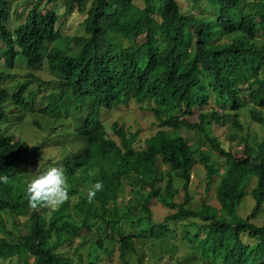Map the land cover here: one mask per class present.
I'll use <instances>...</instances> for the list:
<instances>
[{
    "label": "trees",
    "instance_id": "obj_1",
    "mask_svg": "<svg viewBox=\"0 0 264 264\" xmlns=\"http://www.w3.org/2000/svg\"><path fill=\"white\" fill-rule=\"evenodd\" d=\"M180 1L144 0L140 7L135 0H65L68 13L75 5L86 13L85 33L65 36L64 17L55 7L36 4L28 14L17 13L23 20L12 29L10 4L0 0V60L15 68L22 58L29 67L18 91L1 85L10 73L0 70V175L10 177L8 184L0 183V227L6 229L9 213L28 216L25 225L14 222L9 236L0 231V264H83L79 249L78 261L68 251L75 244L83 246L93 230L100 237L95 246H89L90 264H106V254L99 249L112 255L117 251L120 259L127 260L136 252L135 239L140 236L127 232L124 224L161 240L178 230L180 220L186 223L178 246L193 254L189 263L185 258L181 264H264V221H255L264 215V139L241 137L245 165L229 152L231 143L222 142L216 134L219 125L230 128L231 140L242 133L239 112H248L264 127V114L259 111L264 109V0H188L194 8H212L213 17L186 11ZM45 65L54 77L55 90H49L47 82L34 73ZM37 92L44 93L47 104L35 103ZM35 107L56 118L64 117L66 109L89 110L73 131V142H82V151L48 157L45 165L74 169L92 164L96 174L89 177L88 169L84 178L104 184L91 204L87 189L80 183L73 186L69 216L48 225L44 213L28 206L30 175L19 167L25 163L26 150L22 138L11 130ZM133 109L140 113L133 123L111 117ZM141 116L153 118L157 130L139 144L144 130ZM108 117L113 120L110 129L102 120ZM183 129L203 134L224 158V175L216 189L219 207L207 201L199 209L188 207L192 202L189 185H184V203L169 202L178 193L174 185L162 188L153 182L157 166L189 141ZM64 136H70L69 132ZM186 160L192 166L190 152ZM204 162L213 180L214 165ZM254 178L255 187L249 191ZM124 184L132 187L136 198H143L139 216L132 214V200L123 207L116 205ZM146 186L152 191L145 198L139 196ZM250 197L254 207L243 217L239 210ZM154 198L177 212L156 221L151 209ZM53 217L59 215L54 212ZM22 226L27 233L21 236L17 233ZM113 241L118 249L107 244ZM32 256L35 261L30 260Z\"/></svg>",
    "mask_w": 264,
    "mask_h": 264
},
{
    "label": "rangeland",
    "instance_id": "obj_2",
    "mask_svg": "<svg viewBox=\"0 0 264 264\" xmlns=\"http://www.w3.org/2000/svg\"><path fill=\"white\" fill-rule=\"evenodd\" d=\"M191 2V1H190ZM8 3L10 4V11L12 13L11 20L9 22V26L12 29H15L17 25H19L23 19H18L16 17L17 13H25L28 14L32 7L36 4H38L39 8L45 7V5L52 7L56 9L57 13L63 15V24H62V34L65 36H79L83 35L85 33L83 21L86 17V13L80 12L78 5H75L74 10L71 12H67L65 0H8ZM182 7L184 10L189 11L191 13H196L197 15H208L213 17L211 13V9L207 5H202L201 7L194 8L191 4L188 3V0H181L180 1ZM90 3H88L89 5ZM135 4H137L140 7H144L145 2L144 0H135ZM186 44V42H185ZM0 70H5L7 73H10L9 77H6L1 85L8 90L16 89V91L19 90L18 83L20 81L27 80V75L29 73V67L28 64L23 61L21 58L17 63L15 68H9L7 63L5 62V59L0 60ZM35 75L42 78L47 82V88L49 90H55V87L53 85V75L51 74L48 65H45L43 68H40L36 70ZM51 80V81H50ZM29 91H27L28 93ZM38 98L35 100V103L40 105H45L48 103L49 100L42 99V95L44 93L37 92ZM65 105H71L72 102H65ZM89 110L87 109H66V115L64 117L61 116V118H56L55 116H45L41 113H39L38 108L35 107L34 111H30L25 118L19 123L14 124L15 126H11V130L17 137L22 138L23 142V148L27 149L23 153V159L26 161L24 164H22L23 168L32 163V167L34 166V160L36 156L38 157L35 161V167L33 169V174H35L37 168L42 167L45 165L48 161V157H52L54 155L63 156L64 154H73L76 151H81L83 149V143L79 142L75 144L73 142V131L76 127H80L82 121L86 120V116L89 114ZM264 113V112H263ZM246 114L249 116V113L246 112ZM140 115L139 111L133 110V112L124 113V112H116L113 113L111 117L115 119L123 117L125 120H127L129 123H133L134 119ZM79 116V119H78ZM110 117L107 119L102 118L103 121L106 122V125L109 127L113 120H109ZM34 121L36 123H39V125H35ZM241 122L244 124V132L240 134L239 136L233 137V140H231L232 135L229 130H225L222 132L220 129L221 126L216 129V134H218V137L224 141H229L231 143V148L235 150H242L244 145L241 144V137L242 136H250V137H256L258 134H263V128L258 125V123L254 122L252 119L245 117L241 120ZM141 126L143 127V132L140 135V141L139 144H142V142L154 135L156 133V126L153 124V118L150 117H142L140 120ZM111 127H109L110 129ZM183 131L187 134L188 138L190 139V142L192 145H197L200 142V136H198L194 131L184 130ZM69 132L70 136H64V133ZM48 137V138H47ZM47 138V139H46ZM66 142V144L60 148L61 143ZM40 148L38 153L35 151L36 148ZM197 153L199 152V148L197 147ZM202 151H204L207 155H216L212 152L210 149V146L207 144L202 147ZM43 155L45 156L43 159ZM198 156V155H197ZM58 157V158H59ZM42 159V160H41ZM40 164V166H39ZM31 168V166H30ZM192 180L190 185V193L193 198L192 200V206L194 208H200L204 201H207L208 204L219 207V203L216 199V189L217 185H211L210 188L207 187L206 183V169L198 164L194 170L191 171ZM255 180L252 182V185L248 186V190L251 191L255 187ZM180 195L176 198V201L182 202L184 200V191L183 186L180 185ZM144 194H147V191H144ZM132 200L130 204V208L132 210L133 215H140L142 213V205L140 204L141 198L134 197L131 188L123 185V188L121 190L119 200L117 201L116 205L119 207H123L124 204ZM115 204L111 202L109 204L110 207H113ZM243 209L239 210V213L243 215V217H246L250 214L252 208L254 207V200L250 197L249 200L245 201L243 204ZM69 213L68 209L64 215H60L57 218H54L51 213H48L46 216V224H50L52 222H62V219ZM169 214L168 209L165 207H161L157 210V212L154 215V218L156 220L163 221L166 217V215ZM11 215L9 221L6 223V229H3L0 227V231L4 236H9V231L14 230V222L21 223L22 225H25L28 222V216L24 215H18V213H9ZM219 215H222V211L219 213ZM200 223H203L202 220L197 219ZM258 224H262L264 221V215H261L258 219L255 220ZM186 223V220H180L178 222V230L173 232L169 235L167 239H150L145 237V234H143L138 227H132L128 228V224L125 225L126 231H131V233H137L140 237L135 239L137 250L136 252L130 253L127 260L120 259L119 252L115 251L113 255L109 256L106 255L104 257L106 264H181L185 258L186 263H189L192 258L193 254L188 252L183 248L181 249L178 246V236L183 231V226ZM204 224V223H203ZM22 232H19L17 234H20L21 236L27 233L25 227H21ZM205 228H203L204 230ZM94 233L91 235H88L83 240V246L81 243L75 244L73 247L69 248V253L76 258L78 261V254H83L84 261H87L88 255H89V246L96 244L97 240L100 237V233L96 230H93ZM104 234V233H103ZM111 242H108L109 244ZM79 249V253H76V250ZM100 253H103L99 249ZM187 253V254H186ZM32 261H35V257H31Z\"/></svg>",
    "mask_w": 264,
    "mask_h": 264
},
{
    "label": "clouds",
    "instance_id": "obj_3",
    "mask_svg": "<svg viewBox=\"0 0 264 264\" xmlns=\"http://www.w3.org/2000/svg\"><path fill=\"white\" fill-rule=\"evenodd\" d=\"M133 110L125 112V113L133 112ZM259 111L261 113H263L264 109L262 111L261 110H259ZM239 113H242L241 116L239 117L240 122L244 117H248V118L252 119L250 116H248L246 114V112H239ZM256 123H258V122H256ZM241 124H242L243 132H244V130H245L244 124L242 122H241ZM258 125H260V124L258 123ZM261 127L263 128V134L262 135L261 134L256 135L257 141H262L264 139V127L263 126H261ZM221 130H222V132H224L225 130H229L231 135L232 136L234 135V133L231 132L229 127H226L225 129H221ZM108 133H109V129H108ZM183 133H185V132L183 131ZM195 133L198 136H200V142L197 145H192L190 142V139L187 138L189 141L186 142V144L184 146L177 149L173 153V155L171 156V158L169 160H166V161L164 160L163 162H161L157 166V168L154 172L153 182L155 183V185H159L162 188H165V185H174V187L178 191V193L174 199L168 198L169 202H175L177 204L184 203V200L182 202L176 201V198L180 195V189H181L180 185L183 186V189H182L183 191H184V185H189V191H190V185H191V180H192L191 171L194 170V168L198 164L202 165L206 169L207 187H208V185H215V184L220 185V183H221L222 176L224 175V166H223L224 158L217 151L216 147L214 149H212L211 143L212 144H214V143L210 139H208L207 137L205 138L203 134H200L198 132H195ZM242 133L240 132L235 136H239ZM220 140L223 142L222 139H220ZM207 144L210 146V149L216 155V157L212 156V155H207L204 151H202V147L207 145ZM250 144L254 145L255 139L250 140ZM221 146H222V148L225 149V145L223 143H221ZM197 147L199 148L198 153L196 151ZM244 147H245V145H244ZM25 150L27 151V149H25ZM187 152H190L193 159H194V162H193L192 166H190V167L187 165V160H186V153ZM229 152H232L234 155H236L246 165L245 157H243L240 154L241 150L238 151V150L232 149ZM37 158L38 157H36L35 159H37ZM43 158H44V155H43L42 159ZM204 159H206V163L209 166L214 165L215 178L213 180H211L209 177V170H208V168L204 162ZM91 165L92 164L83 163L82 168H80L77 165L74 169H68L61 164H57L54 167L49 166V165H43L42 166L43 169H42V167H40V168L38 167L37 170L35 171L36 172L35 174H33V172H32L34 167H35V163H34L33 167H32V163L26 165L24 167V170L28 173V175H30V182H28L27 187H26V200L28 202V206L31 209H34V210L37 209V211L39 213H44V215H46V216L48 213H51L53 216L54 212H56L59 216L64 215L66 213L68 207L70 205H72V203L75 199V197H71L73 195H72V193H70V189L75 185H79V183L81 184L80 185L81 188L87 189V202L89 204L93 203L97 193L103 191L104 184L102 181H99V180L93 184L92 180L84 178V175L86 174L84 171H87L88 169L89 170H88L87 175L89 177H92L96 174L94 169H90ZM30 166H31V168H30ZM39 166H40V164H39ZM19 167H20V169H22L23 168L22 164H20ZM72 175H73V178H72ZM253 177H255V176H251V178H253ZM254 180H256V178H254ZM9 182H10V177L7 174L0 175V183L8 184ZM252 182L249 185H252ZM86 185H91V187L88 188ZM128 187L132 188L131 186H128ZM209 187H211V186H209ZM136 188H141V187H136ZM141 191L143 193H144V191H147V194L141 193V195H139V196H144V198H145L148 196V194L152 190H151V188L146 186V188L144 190H141ZM184 194H185V192H184ZM140 198H142V197H140ZM192 200H193V198H192ZM204 203H205V201L203 202V204ZM161 207H165L169 211V214L166 215L165 218H168L171 213L177 212V210L170 209L167 206H165L164 204H162L159 199H157V198L152 199L151 209H152L154 215L157 212V210ZM188 207H191L193 209H199V208H194L192 206V202ZM221 211H219V213ZM222 213H223V211H222ZM156 221L163 222L164 220L163 221L156 220ZM111 243H113L115 245V249L119 248L118 243H115L114 241ZM103 253H105L106 255H109V256L112 255V254H108L106 252H103ZM83 264H90V263L87 260Z\"/></svg>",
    "mask_w": 264,
    "mask_h": 264
},
{
    "label": "bare ground",
    "instance_id": "obj_4",
    "mask_svg": "<svg viewBox=\"0 0 264 264\" xmlns=\"http://www.w3.org/2000/svg\"><path fill=\"white\" fill-rule=\"evenodd\" d=\"M46 221H47V220H46ZM46 221H45V222H46ZM45 224H46V223H45ZM42 225H43V224H42ZM1 231H2V230H1ZM23 235H24V234H23ZM25 235H26V234H25ZM30 260H31V259H30Z\"/></svg>",
    "mask_w": 264,
    "mask_h": 264
}]
</instances>
